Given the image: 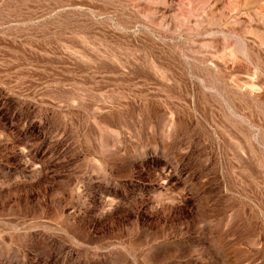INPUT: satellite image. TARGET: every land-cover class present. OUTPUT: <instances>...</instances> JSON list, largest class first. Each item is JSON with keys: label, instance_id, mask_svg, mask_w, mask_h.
<instances>
[{"label": "rangeland", "instance_id": "obj_1", "mask_svg": "<svg viewBox=\"0 0 264 264\" xmlns=\"http://www.w3.org/2000/svg\"><path fill=\"white\" fill-rule=\"evenodd\" d=\"M0 264H264V0H0Z\"/></svg>", "mask_w": 264, "mask_h": 264}]
</instances>
